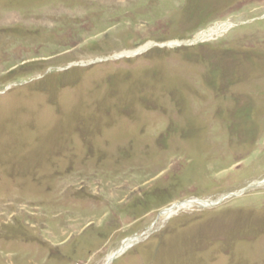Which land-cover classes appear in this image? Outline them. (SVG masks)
<instances>
[{"label": "rangeland", "instance_id": "obj_1", "mask_svg": "<svg viewBox=\"0 0 264 264\" xmlns=\"http://www.w3.org/2000/svg\"><path fill=\"white\" fill-rule=\"evenodd\" d=\"M127 240L264 264V0H0V264Z\"/></svg>", "mask_w": 264, "mask_h": 264}, {"label": "bare ground", "instance_id": "obj_2", "mask_svg": "<svg viewBox=\"0 0 264 264\" xmlns=\"http://www.w3.org/2000/svg\"><path fill=\"white\" fill-rule=\"evenodd\" d=\"M228 28V26H216V28L214 29H211L210 31L206 32V33H203L200 35V37L198 38L199 41H204V40H209L212 38V36H214L215 34H217L218 32L220 31H223V30H226ZM199 202V201H198ZM197 203V202H195ZM199 204V203H198ZM205 204V203H204ZM206 205V204H205ZM166 216H169L171 214V210L169 211H166ZM134 240H128L126 242L123 243V246L124 247H127L129 246L130 244L132 245ZM127 249V248H126ZM111 256V255H110ZM110 256L108 257V259L110 258ZM107 261V260H106ZM106 264V262H105Z\"/></svg>", "mask_w": 264, "mask_h": 264}, {"label": "water", "instance_id": "obj_3", "mask_svg": "<svg viewBox=\"0 0 264 264\" xmlns=\"http://www.w3.org/2000/svg\"><path fill=\"white\" fill-rule=\"evenodd\" d=\"M210 206H211V204H210ZM170 210H172V209H170ZM128 241V240H127ZM135 241V240H134ZM134 241L133 242H131V243H134ZM126 249V247H124L123 246V243H122V246L116 251V252H114L111 256H110V258L106 261V264H110L111 262H112V260L114 259V258H116L117 256H119L120 254H122V252L124 251Z\"/></svg>", "mask_w": 264, "mask_h": 264}]
</instances>
